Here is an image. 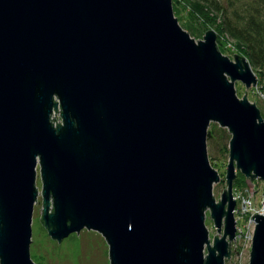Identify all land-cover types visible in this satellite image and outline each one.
Listing matches in <instances>:
<instances>
[{
	"label": "water",
	"instance_id": "obj_1",
	"mask_svg": "<svg viewBox=\"0 0 264 264\" xmlns=\"http://www.w3.org/2000/svg\"><path fill=\"white\" fill-rule=\"evenodd\" d=\"M205 34L173 0H0V264H36L39 164L56 240L88 228L111 264H226L237 172L264 181V117L235 87L258 84L250 61ZM213 121L232 132L219 201ZM208 209L225 228L213 244ZM253 218L250 264H264V214Z\"/></svg>",
	"mask_w": 264,
	"mask_h": 264
},
{
	"label": "rangeland",
	"instance_id": "obj_2",
	"mask_svg": "<svg viewBox=\"0 0 264 264\" xmlns=\"http://www.w3.org/2000/svg\"><path fill=\"white\" fill-rule=\"evenodd\" d=\"M220 4L226 8L229 16L236 19L237 14L247 13L248 8L253 4L252 0H218ZM175 12V11H174ZM180 13V14H179ZM179 13L176 16L179 23L194 37L197 41L204 40L206 31L212 29L206 24L199 23L187 10L184 9V4L180 6ZM217 44L221 51L235 59V54L244 55V51L238 49L233 42L230 35L224 31L218 34ZM235 53V54H234ZM254 69V68H253ZM255 71V70H254ZM256 73V71H255ZM258 84L248 88L241 80L236 81L235 87L237 89L238 97H246L254 102L260 109L264 117V73L258 74ZM56 122L62 121L60 113H56ZM211 128L217 133V139L213 142L208 141V153L210 162L218 170L222 176L219 182L214 183V196L219 201L222 198L224 189H228L227 169L230 160V139L232 132L227 128L221 126L218 122H212ZM224 129L226 132L222 135L220 130ZM37 185L39 189V196L35 203L34 218H33V240L31 242V257L36 264H111L110 244H108L106 237L96 230L83 228L80 232H73L70 236L56 240L50 235L48 228L42 222L43 211L45 208L43 182L40 171V164L37 168ZM238 173V172H237ZM249 178V177H248ZM234 195L237 199L235 217L237 219V228L245 229L247 237L255 233V224L253 215L255 213L264 214V181L259 178H249L243 185L235 187ZM50 210L53 208L52 200L50 201ZM206 225L210 231V240L214 243L215 235L223 236L224 225L221 232L217 229L214 218L211 217V209L206 212ZM238 228V229H239ZM238 232V231H237ZM249 234V235H248ZM253 240L249 238H235L230 242V257L226 256V264H250V257L252 251ZM207 251V250H206ZM208 252V251H207Z\"/></svg>",
	"mask_w": 264,
	"mask_h": 264
},
{
	"label": "trees",
	"instance_id": "obj_3",
	"mask_svg": "<svg viewBox=\"0 0 264 264\" xmlns=\"http://www.w3.org/2000/svg\"><path fill=\"white\" fill-rule=\"evenodd\" d=\"M253 4L244 14H237L232 19L226 8L218 0H173L174 11L179 13V8L184 4V9L199 23L206 24L220 35L222 31L231 36L238 49L244 51L245 57L250 61L254 70L264 73V0H252ZM180 14V13H179ZM208 141L217 138L214 127L208 129ZM222 135L226 132L220 130ZM249 179L246 174L238 171L234 181L235 187L243 185Z\"/></svg>",
	"mask_w": 264,
	"mask_h": 264
},
{
	"label": "built area",
	"instance_id": "obj_4",
	"mask_svg": "<svg viewBox=\"0 0 264 264\" xmlns=\"http://www.w3.org/2000/svg\"><path fill=\"white\" fill-rule=\"evenodd\" d=\"M58 110H61V106H59V108H58ZM57 111V109H55V111H54V113ZM53 116V115H52ZM53 118H54V116H53ZM63 122V116H62V121H60V123H62ZM54 125L56 126V120H54ZM239 228V227H238ZM249 235V234H248ZM241 237H243V238H249L251 241L254 239L253 238V234H250L249 235V237H247V232H246V230L245 229H241V228H239L238 229V232H237V236H236V238H241Z\"/></svg>",
	"mask_w": 264,
	"mask_h": 264
}]
</instances>
